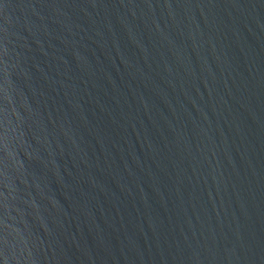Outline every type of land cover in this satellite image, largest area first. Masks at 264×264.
Instances as JSON below:
<instances>
[{
    "label": "water",
    "instance_id": "obj_1",
    "mask_svg": "<svg viewBox=\"0 0 264 264\" xmlns=\"http://www.w3.org/2000/svg\"><path fill=\"white\" fill-rule=\"evenodd\" d=\"M0 264H264V0H0Z\"/></svg>",
    "mask_w": 264,
    "mask_h": 264
}]
</instances>
